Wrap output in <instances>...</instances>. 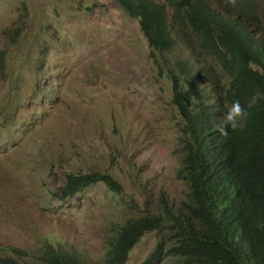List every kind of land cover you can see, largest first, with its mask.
Listing matches in <instances>:
<instances>
[{
	"label": "rangeland",
	"instance_id": "374dc122",
	"mask_svg": "<svg viewBox=\"0 0 264 264\" xmlns=\"http://www.w3.org/2000/svg\"><path fill=\"white\" fill-rule=\"evenodd\" d=\"M1 52L0 258L8 246L29 253L19 264H42L44 245L69 244L99 261L116 225L162 196L175 210L187 202L170 83L115 0H0ZM92 171L121 193L98 183L58 198L67 174ZM161 237L145 234L126 264H140Z\"/></svg>",
	"mask_w": 264,
	"mask_h": 264
},
{
	"label": "trees",
	"instance_id": "16d2710c",
	"mask_svg": "<svg viewBox=\"0 0 264 264\" xmlns=\"http://www.w3.org/2000/svg\"><path fill=\"white\" fill-rule=\"evenodd\" d=\"M136 20L157 75L169 81L182 120L176 178L187 187L175 210L160 197L144 214L116 225L104 255L90 261L73 245H44L42 264H126L149 232L160 242L140 264H264V11L259 0H115ZM214 2V3H213ZM217 7H213V6ZM12 45L17 40H11ZM189 52V57H182ZM9 52H1L2 61ZM218 67L215 71L213 67ZM208 88V90L206 88ZM242 127L221 135L233 102ZM101 183L122 189L108 173L67 174L58 198ZM0 264H19L25 250L1 248ZM6 250H9L10 253Z\"/></svg>",
	"mask_w": 264,
	"mask_h": 264
},
{
	"label": "clouds",
	"instance_id": "9594fccd",
	"mask_svg": "<svg viewBox=\"0 0 264 264\" xmlns=\"http://www.w3.org/2000/svg\"><path fill=\"white\" fill-rule=\"evenodd\" d=\"M245 116H246L245 110L244 108H242L240 102L239 101L233 102L232 105L227 109L226 113L224 114L222 123L218 125V131L220 132L221 135H227L229 129L235 130L238 127H242L241 119Z\"/></svg>",
	"mask_w": 264,
	"mask_h": 264
},
{
	"label": "bare ground",
	"instance_id": "6f19581e",
	"mask_svg": "<svg viewBox=\"0 0 264 264\" xmlns=\"http://www.w3.org/2000/svg\"><path fill=\"white\" fill-rule=\"evenodd\" d=\"M119 4V3H118ZM121 7V6H120ZM126 13V12H125Z\"/></svg>",
	"mask_w": 264,
	"mask_h": 264
}]
</instances>
